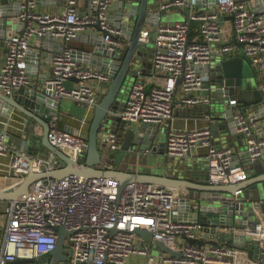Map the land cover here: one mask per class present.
Instances as JSON below:
<instances>
[{
  "label": "built area",
  "instance_id": "1",
  "mask_svg": "<svg viewBox=\"0 0 264 264\" xmlns=\"http://www.w3.org/2000/svg\"><path fill=\"white\" fill-rule=\"evenodd\" d=\"M78 0H65L62 13L34 11L36 0H21L17 21L20 27L5 35L6 54L0 63V92L9 93L21 85H30L28 50L32 38L54 36L68 42L90 25H99L108 49L123 47L121 29L116 27L108 9L116 0H92L80 9ZM220 11L231 16L234 41L225 40L220 12L213 9L192 11L193 5L180 0L162 3V10L173 5L190 11L195 30L185 20L145 25L139 40L152 45V86L146 89L140 80V68L135 72L124 99V107L117 116L126 124L141 125L152 133L164 136V153L170 159L192 160L197 150H204L209 182L226 185L245 181L250 165L262 163L264 170V128L257 131L258 115L253 110L241 111L237 99L230 104L232 135L243 141L248 165L234 161L231 146L218 145L210 122L195 128H179L173 123L175 103L184 107L211 103L212 87L207 82L206 68L214 58L228 56L235 49L244 55L258 72L264 110V14L256 12L250 0H215ZM233 39V40H234ZM66 45L51 55V70L45 79V90L53 102L72 100L85 104L90 113L110 82L107 71L94 66H81ZM71 78H76L72 81ZM181 78L180 81H178ZM66 82H70L67 86ZM3 124L2 121H0ZM114 137V135H109ZM49 142L68 156L77 159L86 151L87 141L79 131L59 127V116L49 121ZM111 149H116L113 142ZM7 132L0 128V166L7 167L4 176L12 172L25 175L55 169V155H34L26 150L9 156ZM158 151V145L154 150ZM9 157L7 163L2 158ZM32 195L6 207L7 223L0 247V264L20 258H40L56 245V227L66 234V250L71 264H127L132 256L144 258L143 264H264V218L252 227L245 226L243 235L256 241L259 253L249 258L246 250L223 243L199 246L189 239L197 237L201 225L192 216L178 209V199L166 187L147 183H130L118 194V182L109 177L70 174L61 179L35 182ZM212 225V222H209ZM136 228L153 232L181 256H171L153 245L148 248L135 234ZM115 229V231H113ZM233 247V248H231ZM245 259L240 261V256Z\"/></svg>",
  "mask_w": 264,
  "mask_h": 264
},
{
  "label": "water",
  "instance_id": "2",
  "mask_svg": "<svg viewBox=\"0 0 264 264\" xmlns=\"http://www.w3.org/2000/svg\"><path fill=\"white\" fill-rule=\"evenodd\" d=\"M91 1L88 0L89 3ZM180 1L183 5L191 4L197 9L210 5L213 7L216 4L215 0ZM250 1L256 12L264 14V0ZM162 2L163 0H123L116 12V22L113 23L121 29L124 41L123 47L117 51L108 49L103 34L84 41L90 46L84 51L88 61L97 69L107 71L110 82L107 90L99 93V101L93 110L80 117V120L86 119L87 123V133L83 136L87 141V148L79 158L68 156L49 142V121L53 116L59 115L60 103L53 102L55 106L51 107L47 92L42 91L41 81L39 86L21 85L7 94L0 92V105L4 107V116L13 118L15 131L11 135L15 137L17 144L23 145L24 150L34 155L45 156L53 153L56 164L55 169L47 172H34L30 169L25 175L12 172L9 176L0 177V202L22 201L32 195L31 188L35 182L48 178L61 179L70 174L86 178H112L118 182V194H121L130 183L166 187L178 199V209L191 212L189 215L201 225L203 238L189 239L190 243L199 246L219 243L236 246L246 250L249 258H254V255L259 253L257 242L248 241L243 235V229L248 225L252 227L264 215L263 170L255 175L250 172L245 181L238 183L211 184L206 166L197 165L195 160H173L165 155L163 134L159 137L156 151L162 158L157 159L155 167L146 166L141 171L139 164L133 165L130 162L134 156L137 158L145 156L148 152H155L156 148V145L153 146L156 129L149 133L145 123L137 129L127 127L116 114L124 107L122 97L127 92L130 80L135 77V72L144 63L147 68H152V62L149 60L152 45L139 40L140 32L147 24L161 23L172 9L183 14L184 20L191 24L188 9L173 5L162 10L160 8ZM20 3L21 0H0V40L5 39L9 30L20 27V22L17 21ZM97 28L103 32L99 25ZM36 38L44 42L41 47H46L51 41L63 45L60 38L51 35ZM233 41L239 46L235 39ZM32 64L33 61L30 63L28 61L29 69ZM206 70L209 73L207 82L211 85V93L212 96H216V100H211L204 114L214 119L210 122L213 135L216 137L220 130L225 140L230 142L233 133L230 121L232 110L236 106L229 101L236 96L237 101L242 104L241 111L252 109L258 115L259 112L264 113L261 108L263 97L255 82L252 66L242 54L214 58ZM71 80L75 81L76 78ZM180 80L181 78L178 81ZM66 85L69 86L70 82H66ZM245 92L252 94L249 102L244 98ZM75 104L86 107L85 104L78 102ZM199 111H201L199 107L183 108V113L187 116L197 114ZM178 112L179 110L175 108L174 114ZM67 130L74 129L70 127ZM111 134L114 137L109 136ZM8 138L9 135L7 141ZM112 142L118 146L116 149L109 147ZM229 142L228 146H232ZM13 153L17 154L18 151L15 150ZM244 157L248 161L246 153ZM210 221L212 225L209 224ZM56 231L58 234L56 245L51 252L40 258H20L6 264H71L65 242L66 234L69 232L62 227H56ZM134 232L141 238L144 246L150 248L154 245L156 249L171 256H181L180 251L170 248L162 240L154 239L152 231L136 228ZM261 253L264 254V248Z\"/></svg>",
  "mask_w": 264,
  "mask_h": 264
},
{
  "label": "crops",
  "instance_id": "3",
  "mask_svg": "<svg viewBox=\"0 0 264 264\" xmlns=\"http://www.w3.org/2000/svg\"><path fill=\"white\" fill-rule=\"evenodd\" d=\"M170 0H163L162 3L168 2ZM206 2H208L209 0H205ZM78 7L80 9H85L88 7L89 2L88 0H78ZM123 2V0H116L112 6L108 9V14L111 18V21L113 23L116 22V12L119 10L120 4ZM65 9V0H37L35 6L33 7L34 11H38V12H43V13H53V14H58V13H62L63 10ZM192 11L195 10H200L197 8H190ZM202 9H213L216 10L217 12L219 11L221 14V18H220V22L221 25L223 26L224 30H225V34H224V39L225 40H232L234 39V33L232 31V22H231V18L228 14L220 11V9L217 7V5L215 4L213 7L210 6H206L203 7ZM167 16H173V18H170V20L167 21H174L176 20H184V15L179 13L177 10H170L167 13ZM163 22V21H162ZM191 26L194 29V33L195 30L198 26L197 22H191ZM102 34L99 29L97 28L96 25H90L88 26L85 30H83L81 33H79L75 38H73L72 40L68 41V42H63V45H66L68 47H70L72 49V52H74V59L76 60L77 64L81 65V66H94L91 62L88 61V58L86 57V53L84 52L86 49H88L90 46L88 44H86L84 41H88L91 40L93 37L96 38V35H100ZM44 42H40L37 38H32V40L29 43V50H28V55H27V59L29 61V63L31 61H33V64L31 65V68L29 69V77H30V85H34V86H39L41 85V82L43 83L42 86V91L47 90V85H45V79L48 77V75L50 74V70H51V55L58 51L61 50V46L60 43H57L55 41H51L47 44L46 47H41V45ZM63 48V47H62ZM238 50L235 49L233 52H231L230 55H228V57H234L239 55L238 54ZM5 54H6V43H5V39L0 40V63L3 62L4 58H5ZM40 54V56H39ZM149 60L152 62V54L151 57H149ZM39 61V62H38ZM96 67V66H94ZM142 75L139 77L140 80L143 82L144 86L146 89H149L152 84V76H151V68H147L146 67V63L142 64V67L140 68ZM252 70L254 71V78H255V82L258 85V89L260 90V77L258 75V72L252 67ZM205 74L208 76L209 73L205 72ZM132 80V79H131ZM130 80V81H131ZM41 81V82H40ZM125 94L122 97V100L125 99ZM233 98L236 99V96H234ZM244 98L246 101H250L252 99V94L251 92H245L244 93ZM47 99H49L51 101V103H49L51 105V107L53 108L55 105L52 101L51 97H47ZM211 99L216 100V96L214 97V95L212 96L211 93ZM68 101V100H65ZM65 104V105H64ZM70 103H63V101L60 102V107H59V111H58V116H59V127L63 128V129H67L72 127V129L79 131L81 133L82 136H84L87 133V123H86V119L80 120V117L82 115L79 114V111L76 110V108L72 107V106H68ZM242 106V104L239 103V107ZM199 107V109L201 111L197 112V114L191 115V116H187L183 113V108H186L184 106H182L181 102H176L175 103V108H177L179 110L178 113L174 114L173 117V123L176 127L179 128H195V127H199V126H203L208 124L209 122H212V120L214 119H210V117L206 114H204V110L207 109V106H197ZM56 110V109H54ZM252 109H247L245 112H249ZM119 112V111H118ZM86 114V110L84 112V116ZM89 114V113H88ZM257 125H256V129L258 132H261L262 129L264 128V114H260L259 117L257 118ZM0 121L3 122V124L0 123V128L2 130H5V132H7V136L9 135L8 138V143L10 145V151H9V156L14 154L13 151H20V150H24L23 149V145H18L15 137L12 134V132L15 131V125L13 122V118H7L4 116V107L2 105H0ZM70 126V127H69ZM127 127H132L134 129H137L139 126L141 125H135V124H129L126 125ZM161 136L160 132H157L156 134V138L154 140L153 146L154 145H158L159 144V137ZM215 137V136H214ZM215 141L218 145H228V141L225 140V137L223 136V134L220 132H218L217 136L215 137ZM232 143V149L234 152V161L235 162H239L245 165H248L246 162V159L244 157V145H243V141L241 140L240 137H236L234 135H232L231 141ZM229 142V143H230ZM118 147V146H117ZM9 157H4L2 158V163H7L8 162ZM192 160H195L197 162V165H201L202 166H206V161L204 159V150L199 149L196 151L195 156ZM250 172L251 174L255 175L258 172L263 170V165L262 163H257V164H251L250 166ZM6 169L7 167L5 165H1L0 166V177L4 176V174L6 173ZM142 171V169H139ZM144 170V168H143ZM264 171V170H263ZM264 188V185H263ZM262 203L264 205V195H263V199H262ZM9 202H0V247L2 245L3 242V236H4V228L6 226L7 223V215H6V207L8 206ZM183 215L186 216V214H191V212L183 210ZM193 215V214H192ZM264 218V215L263 217ZM203 231H198L197 233V237L198 238H203ZM232 244V243H231ZM233 248V247H231ZM238 259H240V261L244 260L245 257L244 256H240ZM144 262V258L143 257H139V256H132L127 264H143Z\"/></svg>",
  "mask_w": 264,
  "mask_h": 264
},
{
  "label": "rangeland",
  "instance_id": "4",
  "mask_svg": "<svg viewBox=\"0 0 264 264\" xmlns=\"http://www.w3.org/2000/svg\"><path fill=\"white\" fill-rule=\"evenodd\" d=\"M170 18H173V16H165L163 18V22H169L167 20H170ZM176 20V19H175ZM174 20V21H175ZM127 95V93H125V96ZM63 103H70L68 106H72L74 108H76V110L79 111V114L82 115L85 112V108L83 106H79L78 104H75L74 101L72 100H68V101H63ZM65 105V104H64ZM162 156H159L158 153L156 152H148V154H146L145 156L141 155L137 158V156H134L133 158H131L130 162L133 163V165H137L139 164L140 168L139 169H143L146 168V166H149L150 168L155 167L156 165V161L157 159H161Z\"/></svg>",
  "mask_w": 264,
  "mask_h": 264
}]
</instances>
